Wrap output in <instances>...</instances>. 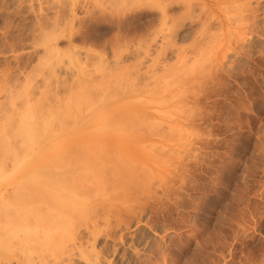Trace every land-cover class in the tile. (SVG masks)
<instances>
[{
    "label": "rangeland",
    "instance_id": "obj_1",
    "mask_svg": "<svg viewBox=\"0 0 264 264\" xmlns=\"http://www.w3.org/2000/svg\"><path fill=\"white\" fill-rule=\"evenodd\" d=\"M86 1H89L88 10L82 6L83 0H0V132L4 133L3 126L7 125L6 131L17 125L19 117L26 112V108L19 106L27 102V96L32 97L36 92L34 99L38 98L39 102L46 96L52 99L68 85L72 87L76 82V86L81 78L91 87L98 83L99 97L108 102L107 106L100 99L102 109L118 113L120 107L121 110L129 107L141 117L149 116L147 120L151 117L150 124L154 126L146 129L149 133H145L143 140L135 135L139 139L137 143L132 136L131 139L112 136L113 145L118 147L130 143L133 149L142 141L133 155L140 159L144 154L146 158L141 159L143 162H136L133 157L134 160L127 162L121 160L124 166L116 163L118 167L121 164L119 169L113 166L122 171L125 167L132 168L128 172L133 175L126 169L123 174L127 175L121 173L119 177L116 168L111 166L114 179H118L113 180L114 184L118 182L114 188L102 184L106 186L105 191L101 183L97 184V190L93 188L96 193L91 188L90 197L87 187L82 189V195L93 202L82 205L87 199L82 196L83 202L82 197L78 198L74 204L78 207L74 209L79 211L74 212L77 215L81 209L90 220L80 212L77 215L82 222L77 220L81 225L79 230L77 227L72 230L74 233L71 230L68 233L69 228L55 232L61 241L56 236L53 241L54 232L47 236L52 238L50 243L47 240L50 245L57 247L59 241L63 242L67 248L62 250H65L64 255L62 252L60 257L59 250L56 253L50 248V252L55 251L54 256L48 251L47 255L46 251L40 252L45 256L33 251L37 257L33 255L34 260L21 264H264V0H197L195 13L188 12L179 2L170 12L178 16L170 21L169 26H175L171 40L149 37L156 40L151 44L154 49L169 47L182 53L177 55L179 58L172 54L166 59L115 56L113 51L121 46V37L126 39L127 46L138 47L134 42L137 36H127L128 33L117 30L102 36L93 34L89 16L100 12L102 5L97 9L93 6L94 0ZM135 3L138 1L129 6L128 11L136 10L142 1L137 6ZM122 6L115 7L118 10L115 14L112 9L114 18L129 14ZM204 7L207 10L204 11ZM156 8L149 10L157 16L161 12ZM207 16V21L203 19L208 24L204 33L206 29L204 27L202 32L199 19ZM159 26L156 24L152 30L162 28ZM88 49L94 54L88 56ZM116 81H123L124 86ZM100 82L103 85L100 86ZM115 83L119 84L117 88ZM126 86H129L128 91H133L126 90L122 98L119 89L128 88ZM37 90H42V94L46 90L47 94L40 96ZM150 132L154 137H150ZM100 134L101 139L111 137L109 131ZM102 152L97 150L96 154ZM104 155L103 152V158L107 156V159L115 156L114 153ZM108 187L111 189L107 190ZM108 191L113 192L110 195ZM124 199L126 202H122ZM108 206L113 208L109 210ZM71 232L75 237L72 238ZM61 247L56 249L61 250ZM45 257L47 260L43 263Z\"/></svg>",
    "mask_w": 264,
    "mask_h": 264
},
{
    "label": "bare ground",
    "instance_id": "obj_2",
    "mask_svg": "<svg viewBox=\"0 0 264 264\" xmlns=\"http://www.w3.org/2000/svg\"><path fill=\"white\" fill-rule=\"evenodd\" d=\"M83 1L84 2H83L82 6L87 9V7H88L87 4L89 3V1H86V0H83ZM135 1H138L137 4H139V2L141 3V1H142V3L140 5H138L139 6L137 8L138 10L137 9L136 10L131 9L130 11H128L129 6L131 8ZM179 2H182L181 4H184L186 9H188V12H194V7L196 6V4L197 5L199 4L197 2V0H164V1H162V0L161 1L160 0H140V1L139 0H94L93 6L97 7V9H98L102 5L101 8L103 11L101 10L100 12H95L93 15L90 14V12L89 13L86 12V13L90 14L89 18L91 19L90 22L92 23L91 24L92 30L91 29L90 30L93 34H98V35L102 36L104 33H109V32H112L114 30H117V32L119 31V33H123V34L128 33L127 36L129 34H133V35L137 36V37L134 36L135 37L134 42H136L135 45L138 44V47H131V45L129 47V46H127V44H125L127 42L124 41L125 38H122L121 37L122 34H121L120 35V37H121L120 38L121 39L120 45L121 46L118 47V49H114V51H113V54L115 56H120L121 58H126V57L127 58L128 57L134 58L135 57L138 59L139 58L144 59V58H148V57L149 58L155 57L158 59H160V58L166 59L168 55L170 56L172 54H174V55L176 54L175 56L179 58L180 56H177V55H181L182 53H180V51L177 52V49H176V51H172V50L168 49L169 47L163 49L160 46H159L160 49H157V48L154 49V47H152V45H151V44H153L152 40L154 38L156 39V38L161 37L162 40L165 41L166 39L171 40L169 38L173 37V33H175V32H173L174 31L173 27H175V26L172 25L170 27L169 25L171 23L170 21L171 20L175 21V19L178 18V16L174 17L175 14L170 15V12L172 10H174V7L176 5H178ZM137 4L135 3L136 6H137ZM119 5H123L122 7L125 6V8H126L125 10H127V12H129V14L126 13L127 15H123V16L121 15L122 17L119 16L120 18L116 19V18H114L115 16L113 15L112 9L114 8V14H115V10H116L115 7H117ZM80 6H81V4H80ZM205 7L203 8L204 11L207 10V9H205ZM146 8H148L147 10H149L151 8V10H153V11H155V8H156V11H157V9H160L161 14L156 16V14H154L153 11H151V10L146 11ZM86 9H84V10H86ZM143 9H145V11ZM125 10H123V11H125ZM116 11H118V10H116ZM203 14H204V12H203ZM204 16H205V14H204ZM209 16H207V18L201 17V19H199V21L202 20V23H201V26L203 28V29L201 28L202 32L206 29V31H204V33L207 32L206 27L208 24L206 21L208 20ZM87 17H88V15L84 17L83 21ZM116 17H118V16H116ZM180 17H181V15H180ZM196 19L198 20V18H196ZM203 19L204 20L207 19V20L204 21ZM203 21H204V23H203ZM156 24L157 25L159 24V25H161L159 27H162V28H158L159 31L157 28H156L157 30H155V31L152 30L154 28V26H156ZM175 24H177V23H175ZM199 24H200V22H199ZM68 26H69V24H68ZM71 27H72V25L70 24V28ZM204 27H205V29H204ZM197 30H199V29H197ZM87 33L88 32L86 31V33H84V35L87 36ZM70 34H71V32H70ZM117 36L119 37V35H117ZM145 36L146 37L148 36L147 38H149V37L151 38L153 36L154 38L152 37L153 39L150 40V38L147 39ZM203 36H205V35H203ZM87 40H88V38H87ZM148 40L151 41V43L147 42ZM156 40H153V41L155 42ZM203 40H204V38H203ZM196 42H199V41H196ZM168 45H169V42H168ZM182 52L185 53V51H182ZM184 53H183V55H186ZM93 54H94V52L91 50L89 51V49H88L87 55L89 56V55H93ZM98 56H100V55L98 54ZM182 58H183V56H182ZM48 61L51 62L52 60L50 61V59H49ZM77 61L78 60H76V62ZM70 63H71V61H70ZM85 64L88 65L87 63H85ZM62 65L63 64H61V66ZM83 66H84V64H83ZM78 68H80V70H81V67H79V65H78ZM82 68H84V67H82ZM73 69H75V68H73ZM82 71L80 72L81 74H83ZM86 73H88V72H86ZM58 74H60V73H58ZM93 75L94 74H92V77H93ZM55 76H57V74ZM115 76H116V74H115ZM49 77H50V75H49ZM117 78H119V77H117ZM90 79H91V76H90ZM113 79H114V76H113ZM119 79L122 80L123 78L121 79V77H120ZM92 80H93V78H92ZM112 80H111V82H112ZM123 81H121V82H123ZM50 82H51V80H50ZM116 82L121 83L120 81H116ZM75 83H72L73 84V86L71 85L72 87H70V85L67 84L69 86L67 88H65V86L63 85L65 89H63L62 91H59L57 93L55 92L56 95L55 94H54L55 96L53 95L54 96V98H52L53 100L51 99V97H49L52 100L51 102H49L50 99L47 98V96H46L45 100L41 99V102H39L37 100L38 98L34 99L35 97H37L38 93H36V92L33 93V90L31 89L32 90L31 92L33 93V94H31L32 97L27 96V98H26L27 102L23 103L24 106L22 105V103H21L22 106H19V108H21V107H23L24 109L26 108L25 109L26 112L24 111V113L21 115V117H19L17 125L16 126L13 125L12 127H10L9 130H6V131H5V129H6L7 125L3 126V128L5 127L4 133L7 131L8 132L5 134L3 132H0V133L4 134V137H2L0 139V264H21L22 261H27V262L30 261L31 262V259L34 260L33 255L35 257H37L35 255L36 252L40 253V252L46 251L44 253V254H46L48 251V253L53 254L52 252L55 253L56 250H59V254L63 252L62 254L64 255L65 250L64 251H62V250L67 249V248L65 245L62 244L63 242L62 243L60 242L61 240L57 236L58 234L55 232H61V231L64 232V231H67V229L69 228L68 229V233H69L70 232L69 230L75 231L77 229V227H78L77 230H79L80 224L77 223V220L79 219L78 217H80V216H77V215L82 210L80 209V212L76 215L77 212H74V211H79V209H77V210L74 209L75 206H77L74 204L76 203L78 198H80V200H81L82 196L84 198L87 197L85 195H82V193H81L82 189L84 187H87V190H89V191H87L88 196H89L90 194H92L90 192L91 188L96 189L95 186H97V184L100 185V183H101V186H103L102 184H105L106 186L108 185V186L113 187V188H114V185L117 186L118 182L116 183V181H115L116 184L113 183L114 182L113 180H118V179H114V178H116L114 174L116 173V175L121 176V173L123 174V172L126 171V169H127V172L132 170V168H126V167L124 168V171L118 170L119 167H121V164L119 165V167L117 164L122 163L121 160L126 161L128 159L131 160L132 157L134 158V156L136 155V154L133 155L134 152H136L135 148L137 149V146H139V145L142 146V143H143L142 141L138 145L135 144L137 146H135L133 144L135 146L133 149L131 148L130 143H126L124 146L122 145L121 147L115 146V145H113L114 140H115L113 138V137H115L114 135L116 134L117 136L123 137L125 139H129L131 136H132L131 138H133V137L135 138V135H137L136 137L140 136L139 138L142 137V140H143V136H144V138L146 136L145 133H149L146 131V129L150 128L153 125L152 122H154V121L151 122L152 125L150 124L151 117L149 118V120H147V118L149 116L148 117L146 116L147 118H145L143 116L141 117L136 113L135 110H131V108H129V107H127L125 109L123 108L124 109V110L122 109L123 111L121 110V107H120V109L117 107L120 111L118 113L116 112L117 114L112 110L108 111V110H104V108L102 109V106L101 105L99 106L100 102L103 100L105 105H107L108 102L106 100H104L103 97L102 98H101V96L99 97V91L100 90H99L98 85H97L98 83L95 84V86L97 85V87H95L94 85H92L93 87H91L90 85L88 86L89 83L88 82L86 83L85 79H83V78H81L79 80V82H78V84H76V86H75ZM101 83H103V82L99 83L100 86L103 85ZM63 84H64V82H63ZM116 84L117 83H115V87L117 88ZM117 85H119V84H117ZM56 86L59 87L58 84ZM123 86H124V84H122V87ZM122 87L119 89L120 97L124 98L125 97L124 93L130 92V90L128 91L129 86H126L128 88H122ZM110 88L113 89V91H114V88H112V87H110ZM131 88H132V86H131ZM47 89H48V87H47ZM97 90H99V91H97ZM126 90H127V92H125ZM45 91L46 90H43V94H47V93H45ZM132 91L133 90H131L130 93H132ZM41 92H42V90H41ZM41 92H39V93H41ZM106 93H110V92H106ZM133 93H135V92H133ZM43 94L41 93L40 96ZM48 94H49V90H48ZM50 94H51V92H50ZM126 95L129 96V93ZM117 97H116V99H117ZM17 98H19V97H17ZM100 99H102V100H100ZM34 100H35V102L36 101H38V102H36L35 104H32ZM109 100H110V98H109ZM23 101H25V100H23ZM12 103H14V101ZM13 105L14 104H12V106ZM120 106H122V105H120ZM10 109H11V107H10ZM24 109H20V110L23 111ZM114 109H116V108L114 107ZM16 111H18V110H16ZM116 111H117V109H116ZM12 113L10 115L13 116ZM15 113H17L18 116H20L19 115L20 111H19V113L18 112H15ZM112 114H116V115L113 116ZM7 115H9V114H7ZM10 115L8 117H10ZM16 115H15L14 119H16V117H18ZM14 119H13V121H14ZM153 120H155V119L153 118ZM11 121H12V119H11ZM145 126H147V128ZM152 129H154V128L152 127ZM156 129H158V128H156ZM1 130L3 131V129H1ZM149 130H151V129H149ZM102 131L111 132V137L109 139H107L108 137L106 139H101L102 134H100V133ZM154 131H155V129H154ZM151 132H150V137H154L151 134ZM3 134H2V136H3ZM147 138H149V136H147ZM135 140H137L135 143L139 142L138 141L139 139L135 138ZM128 141L130 142V140H128ZM144 142H146V141H144ZM132 143H133V141H132ZM97 150H99V152L103 151L105 154L104 156H106V154L108 156H110L111 153H114L115 156L113 158H111V156H110V157H108L109 159H107V156L103 158V152H102V153H100V155L102 157L101 158V157H99L100 156L99 153L96 154ZM142 150H143L142 148L139 150L140 153L143 152ZM139 155H141V154H139ZM143 157H144V154H143ZM133 158H132V160L136 159V158H134V159ZM142 158L140 157V159H138V157H137V159L135 161L140 162V160ZM144 158H146V157H144ZM102 159L104 161H102ZM142 160H145V159H142ZM99 162L101 164L102 163L104 164V166L102 168H100L101 164ZM105 163L106 164L108 163L107 164L108 167H106ZM134 163L131 162V164H134ZM136 164H134V165H136ZM142 164H144V163H141V165ZM111 166H112V168H114V170L116 167H118V169L116 168L115 173L112 172L113 169L111 168ZM113 166H116V167H113ZM122 166H124V164ZM137 167H139V166H137ZM142 168H144V167H142ZM117 170L119 172L120 171H122V172H120V174H119V173H117L118 172ZM128 173L133 175V173H131V172H128ZM143 173H145V172H143ZM123 175H127V173L123 174ZM108 178H110L112 180L110 181V179H108ZM100 179L102 182H100ZM107 179H108V181H107ZM134 179L136 180V178H134ZM129 181L131 182L133 180L129 179ZM135 182H137V181H135ZM135 182H132V183L134 184ZM141 182H139V186H140ZM131 184L129 185L130 187H131ZM137 184H138V182H137ZM106 186H103V187H105V189H104L105 191H106ZM126 186H128V185L126 184ZM141 187H142V185H141ZM110 189H109V187L107 188V190H110ZM125 189H127V187ZM115 190H114V192H115ZM91 191H95V190L93 189ZM111 192H113V191L109 192L110 195H111ZM116 192H118V194H119L121 191L120 192L116 191ZM95 193H96V191H95ZM137 193L138 192H136V194ZM122 194L123 195H121V196H124V193H122ZM127 194L125 192V197ZM110 195H108V196H110ZM114 195H116V194H114ZM114 195H112V197H114ZM118 196H115V197H118ZM83 197H82V199H83ZM89 197L86 198L87 200H85L88 203L87 202L82 203V205H84V204L90 205L89 202L90 201L93 202L92 199ZM130 197H133V196L130 195ZM106 199H109V198L107 197ZM115 199H117V198H115ZM121 199L122 198H120V200ZM139 199H140V197H139ZM131 200H132V198H131ZM81 201L85 202L84 199ZM124 201L126 202L125 199L122 202H124ZM127 201H129V200H127ZM99 202L100 201H98V203ZM122 202H120V203H122ZM114 203H116V202H114ZM117 203H119V202H117ZM100 204H101V202H100ZM83 207L85 209V206H83ZM119 207H120V205H119ZM70 208H73V209H70ZM93 208H92V210H93ZM109 208H111V206L110 207L108 206V209ZM104 209H106V208H104ZM129 209H128V211H129ZM120 210H122V208ZM84 213H85V211L81 212L82 215H85L87 212L85 214ZM118 214H120V213H118ZM86 215H87V217H85V218L87 219L88 214H86ZM73 220L76 222H74ZM81 220H83V219H81ZM88 220H90V219L88 218ZM69 221H70V223H68ZM78 222H81V221L78 220ZM87 222H84V223H87ZM91 225H93V224L91 223ZM94 225H95V223H94ZM95 228H97V227H95ZM52 232H54L56 235ZM72 232L70 234H72ZM50 234L51 235L54 234V235H52L53 241L56 239V237H58V240H60V241L58 242V240H57V242H58V244L61 243L62 245L59 244L60 246H58V244H56L57 245V247H56L55 244L54 245L48 244V242L50 243L52 240V238H49L51 236ZM44 236H46V237H44ZM47 236H49V237H47ZM53 236L54 237L56 236L55 239ZM68 236L70 237V235H68ZM71 236H72V238L75 237V236H73V234ZM45 238H46V241H45ZM40 239H41V241H40ZM42 240H44L47 245L45 244V242L43 243ZM47 240H48V242H47ZM55 243H56V241H55ZM65 244L68 246V243L66 241H65ZM48 245H50V247H48ZM80 245H82V244H80ZM51 246H53V247H51ZM54 246H55V248H54ZM60 247L62 248L61 250L56 249V248H60ZM49 248L52 250H55V251L50 252L51 250ZM262 248H263V246H262ZM72 249H73V247H72ZM76 249H77V247H76ZM70 252H71V250H70ZM39 253H37V254H39ZM56 253H57V251H56ZM67 253H66V255H67ZM31 254H32V256H31ZM44 254L40 253L39 255H44ZM53 256H54V254H53ZM40 257H42V256H40ZM55 257L58 260V257L57 256H55ZM60 257H61V254H60ZM71 257H73V256H71ZM46 258L47 257H45V260H44V258H42V260H44L43 263H45V261L47 260ZM39 259L41 260V258H39ZM60 259L62 261V258H60ZM34 262H36V261H34ZM24 264H25V262H24Z\"/></svg>",
    "mask_w": 264,
    "mask_h": 264
}]
</instances>
